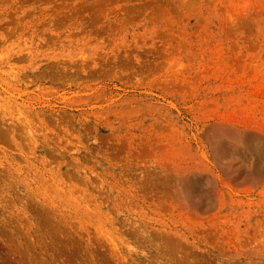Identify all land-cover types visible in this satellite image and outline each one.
<instances>
[{"label": "rangeland", "instance_id": "obj_1", "mask_svg": "<svg viewBox=\"0 0 264 264\" xmlns=\"http://www.w3.org/2000/svg\"><path fill=\"white\" fill-rule=\"evenodd\" d=\"M0 264H264V0H0Z\"/></svg>", "mask_w": 264, "mask_h": 264}]
</instances>
